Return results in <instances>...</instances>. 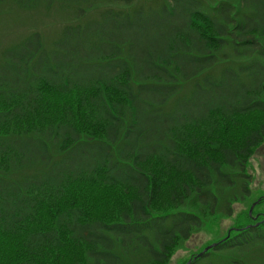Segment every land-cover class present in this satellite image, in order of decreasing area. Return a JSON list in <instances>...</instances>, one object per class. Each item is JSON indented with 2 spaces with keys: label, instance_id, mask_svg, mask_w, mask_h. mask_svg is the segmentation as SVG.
Returning a JSON list of instances; mask_svg holds the SVG:
<instances>
[{
  "label": "trees",
  "instance_id": "trees-1",
  "mask_svg": "<svg viewBox=\"0 0 264 264\" xmlns=\"http://www.w3.org/2000/svg\"><path fill=\"white\" fill-rule=\"evenodd\" d=\"M56 1L79 7L59 40L0 52V264H166L249 196L264 0ZM259 220L212 250H262Z\"/></svg>",
  "mask_w": 264,
  "mask_h": 264
},
{
  "label": "rangeland",
  "instance_id": "rangeland-1",
  "mask_svg": "<svg viewBox=\"0 0 264 264\" xmlns=\"http://www.w3.org/2000/svg\"><path fill=\"white\" fill-rule=\"evenodd\" d=\"M23 1L30 8L17 6L13 0H3L0 3V52L15 48L32 34H39L43 47L48 49L61 38L63 26L74 22L75 15L79 14L78 6H66L56 0H52V3L40 0L34 5L30 1ZM163 4L164 0H133L130 9H140L143 12L142 17H150L154 12H158ZM95 13L92 11L87 16L92 18ZM246 171L250 176L249 196L245 199H239L238 196L235 199L231 205L230 216L225 217L224 213L220 212L205 219L201 228L190 234L189 238L174 250L166 264L187 263L207 246L218 243L224 236L229 237L238 227L246 224L258 227L263 222L259 219L264 220V141L248 160ZM260 248L262 250L249 248L239 252V255L230 251L224 253L210 249L190 264H231L233 256L240 258L243 264H264V248ZM145 259L147 261L148 257L144 251H133L124 258L123 263H143L146 262Z\"/></svg>",
  "mask_w": 264,
  "mask_h": 264
},
{
  "label": "water",
  "instance_id": "water-1",
  "mask_svg": "<svg viewBox=\"0 0 264 264\" xmlns=\"http://www.w3.org/2000/svg\"><path fill=\"white\" fill-rule=\"evenodd\" d=\"M255 204H256V203H254V204L252 205V207H253ZM215 246H216V244H213V245H210V246L206 247V248H205L200 254H198L196 257H194L193 260H196L197 258L202 257V255H203L204 253H206L208 250L212 249V248L215 247ZM187 264H190V261H188Z\"/></svg>",
  "mask_w": 264,
  "mask_h": 264
}]
</instances>
